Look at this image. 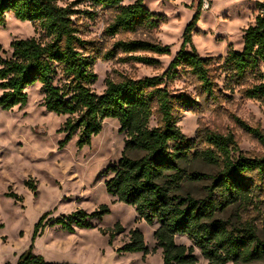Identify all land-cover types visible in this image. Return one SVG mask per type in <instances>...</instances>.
<instances>
[{"label": "trees", "instance_id": "obj_1", "mask_svg": "<svg viewBox=\"0 0 264 264\" xmlns=\"http://www.w3.org/2000/svg\"><path fill=\"white\" fill-rule=\"evenodd\" d=\"M81 3L88 8L77 9ZM202 4L203 0H199L198 10L183 33L180 50L164 73L123 77L119 81L108 79L105 91L97 94L91 85L98 78L92 70L98 58L110 60L122 53V62L153 66L160 63L155 56H171L172 51L159 42L134 39L119 40L102 55L93 41L83 37L74 17L94 19L100 11H113L112 22L104 31L111 37L121 32L156 29L164 19L147 9L143 0L129 5L124 0H75L66 6L58 0H0V28L13 15L17 20L32 22L40 35L14 40L11 56L0 58V108L12 110L27 105V89L40 84L43 106L68 116L60 129L66 134L62 146L77 132L79 147L90 145L106 119H117L119 131L126 135L125 146L120 160L104 172L111 174L105 182L106 190L118 202L133 206L148 224H159L154 236L157 247L162 249L163 264H200L193 247L176 242L177 235L188 236L208 264H253L264 261V240L256 226L246 222L238 227L217 214L234 205L246 209L254 204L256 192L264 184V156L236 155L239 145L232 134L200 128L194 138H189L178 125L183 109L200 106L191 94L171 89L182 73L198 82L200 94L213 99L219 95L216 81L220 67L216 64L222 57H202L193 43ZM243 44L241 51L229 46L223 65L229 71L228 80L242 84L249 75H255L258 83L242 93L264 101V74L260 69L264 61V21L257 18L244 31ZM243 126L264 144L262 129L245 123ZM196 160L218 171L207 174L189 169L188 165ZM202 181L209 182L204 196L187 190L188 183ZM26 184L36 190L33 182ZM8 197L23 201L15 192L8 193ZM110 211L108 205L92 213L80 210L57 223L70 231L74 230L72 222L91 228V219L101 220ZM45 216L35 225L33 243L44 231ZM113 238L110 232V241ZM119 251L147 253L143 232L131 230L130 241ZM5 264L77 263L49 262L34 251L32 244L16 263Z\"/></svg>", "mask_w": 264, "mask_h": 264}, {"label": "rangeland", "instance_id": "obj_2", "mask_svg": "<svg viewBox=\"0 0 264 264\" xmlns=\"http://www.w3.org/2000/svg\"><path fill=\"white\" fill-rule=\"evenodd\" d=\"M74 1L58 0V3L66 6ZM135 1L124 0V4ZM207 1L210 8H201L193 43L202 57H222L216 64L220 67L216 81L219 95L213 99L200 94L198 82L182 73L171 89L191 94L200 106L193 110L183 109L178 125L189 138H194L200 128L232 134L239 145L236 155L263 157L264 144L243 126L245 123L264 131V101L247 98L242 93L248 86L258 83V78L249 75L242 84H236L228 80L229 71L223 66L230 45L237 51L243 49L244 31L256 23V0ZM143 3L165 20L158 28L121 32L111 37L104 31L112 22L113 11H100L94 19L83 15L74 17L83 37L93 41L102 55L117 41L134 39L159 42L170 46L172 51L171 56H155L160 63L153 66L122 62L125 57L122 53L110 60L98 58L92 67L98 78L91 85L97 94L105 91L108 79L119 81L123 77L142 78L164 73L180 50L183 33L198 10L199 0H143ZM76 8L83 10L88 6L81 3ZM27 23L8 16L6 25L0 28V58L11 56L14 40L40 36L34 24ZM41 87L35 84L27 89V105L12 110L0 108V264L16 263L32 244L34 251L49 262L163 264L162 249L157 247L154 236L159 224H148L133 206L118 202L106 190L105 182L111 174L104 172L120 160L125 146L126 135L119 131V121L106 119L102 131L92 138L90 145L79 147L80 133L77 132L62 146L66 134L60 129L68 116L58 115L43 106ZM132 155L137 156L136 153ZM188 168L207 174L218 171L217 167L200 160L192 162ZM28 181L35 184L36 190L26 184ZM208 183H188L186 188L202 197ZM10 192L22 196L23 201L8 197ZM103 205H108L111 211L101 220L91 219L94 227L81 228L72 222L74 230L70 231L57 223L74 212L92 213ZM44 214V231L33 243L35 225ZM217 216L238 227L252 222L264 240V184L256 192L252 206L245 209L234 205L218 212ZM133 229L143 232L149 249L147 253L119 251L130 241ZM110 232L114 233L112 241ZM175 240L193 247L199 263L208 264L188 236L177 235ZM253 264H264V261Z\"/></svg>", "mask_w": 264, "mask_h": 264}, {"label": "built area", "instance_id": "obj_3", "mask_svg": "<svg viewBox=\"0 0 264 264\" xmlns=\"http://www.w3.org/2000/svg\"><path fill=\"white\" fill-rule=\"evenodd\" d=\"M202 6L204 7V9L210 8L209 2L207 0H203ZM256 15L258 19L264 21V0H256ZM260 69L264 74V61L261 63Z\"/></svg>", "mask_w": 264, "mask_h": 264}, {"label": "bare ground", "instance_id": "obj_4", "mask_svg": "<svg viewBox=\"0 0 264 264\" xmlns=\"http://www.w3.org/2000/svg\"><path fill=\"white\" fill-rule=\"evenodd\" d=\"M27 23V22H26ZM28 24V23H27Z\"/></svg>", "mask_w": 264, "mask_h": 264}]
</instances>
